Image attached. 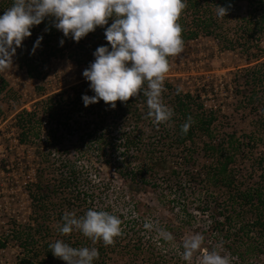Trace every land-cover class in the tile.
Returning a JSON list of instances; mask_svg holds the SVG:
<instances>
[{"label": "trees", "instance_id": "1", "mask_svg": "<svg viewBox=\"0 0 264 264\" xmlns=\"http://www.w3.org/2000/svg\"><path fill=\"white\" fill-rule=\"evenodd\" d=\"M238 1L186 0L178 23L182 28L183 44L201 37H214L222 50L240 47L250 53L248 63L263 59L260 64L245 68L241 75L232 78L237 107L257 113L264 111V48L260 44L264 38V0H243L247 3V15L242 18L233 15ZM11 4L12 0H0V14ZM216 5L228 7L226 17H216ZM232 15L239 19V34L231 36L223 25ZM30 31L31 36L22 41L15 56L18 65L29 76L42 80L53 59L68 58L84 70L94 59L93 51L107 44L104 28L99 26L78 42L64 38L51 26V18ZM38 36L43 39L33 52ZM61 39H64L62 46ZM172 58H167L168 65ZM226 86L229 89V83ZM42 88L45 90L44 86L39 87ZM4 90L12 103L15 94H11L8 82L0 76V92ZM210 93L215 95L214 87L191 93L164 80L162 102L172 109L173 116L156 124L147 116L143 95L130 97L124 103L116 101L114 109L103 101L85 107L82 94L91 96L93 93L83 78L77 84L42 97L31 111H20L17 119L21 142L35 148L37 178L27 189L29 215L19 221L18 217L5 219L3 227L10 229L0 233V251L15 242L21 251L14 264H66L54 257L49 248V244L61 239L73 247H96L99 256L93 264H106L108 250L123 246L125 242L133 255L139 256L144 252L145 244L144 228L140 225L144 214L140 208L144 201L134 198L151 185L154 189L158 185L167 186L169 182L177 194L190 191L192 195L201 196L204 189L212 188L204 203L200 202V196V200L196 199L197 212L209 218L207 225L195 226V232L204 236L203 248L210 251L220 243L238 264H264V116L252 123L249 132L241 135L236 131L222 133L223 117L226 116L217 113L221 112L220 104H208ZM188 117L192 122L187 133H183L181 125ZM198 140H203L200 150L197 149ZM73 153H76V159L71 157ZM201 153L210 163L196 167V158ZM77 160H83V163L79 165ZM91 169H97V174L103 171L113 180L124 181L134 195L135 214L141 218L135 215L128 220L124 213H117L103 202L101 192L107 186L92 181ZM164 169L166 171L162 173ZM182 180L187 182V188L182 187ZM184 208L186 213L182 219L185 220L179 225L167 216L170 219L168 232L177 240L187 233L189 224L192 228L195 223L191 221L194 215L187 206ZM89 209L108 211L121 219L122 231L113 244L105 246L102 241L93 244L79 230L67 235L59 233L57 225L62 223L61 217L66 212L79 217ZM128 222L130 226L125 232L123 223ZM209 238L215 239L214 245L211 241L209 244ZM197 254L199 252L194 253L191 264L198 261ZM146 260H150L149 264H172L155 252ZM178 264L189 262L182 259Z\"/></svg>", "mask_w": 264, "mask_h": 264}, {"label": "clouds", "instance_id": "2", "mask_svg": "<svg viewBox=\"0 0 264 264\" xmlns=\"http://www.w3.org/2000/svg\"><path fill=\"white\" fill-rule=\"evenodd\" d=\"M185 7L186 0H12L11 6L0 14V70L11 67L16 49L31 36L30 30L48 18L52 27L74 42L99 26L104 28L107 44L93 51V61L82 72L93 93L82 94L83 105L103 101L114 109L116 101L124 103L130 97L143 95L147 116L156 124L166 122L173 116L172 109L162 102L169 70L167 58L182 52L178 19ZM228 10L216 5L215 15L224 18ZM42 39L37 37L33 52ZM59 43L62 46L64 39ZM191 122L188 117L181 125L183 133H187ZM61 220L57 225L59 233L67 235L79 230L93 244L102 241L105 246L111 245L121 234V219L104 210L89 209L79 217L66 212ZM143 227L154 229L150 222H145ZM155 231L165 242L174 240L165 229L155 228ZM203 242L204 236L199 232L188 235L181 244V258L191 264L194 253L201 252L198 264H231L230 257L216 248L203 249ZM49 248L54 257L66 264H93L99 256L96 247H73L61 239L49 244Z\"/></svg>", "mask_w": 264, "mask_h": 264}, {"label": "rangeland", "instance_id": "3", "mask_svg": "<svg viewBox=\"0 0 264 264\" xmlns=\"http://www.w3.org/2000/svg\"><path fill=\"white\" fill-rule=\"evenodd\" d=\"M233 12L234 16L237 15L239 18L244 17L247 15V3L243 0H239L237 4L234 5ZM233 15L230 16L229 19H226L223 25L231 33V36L239 34V31H237V20L239 19ZM34 55L36 56V54ZM250 57V53L242 50L240 47L233 50H222L219 48L217 38L201 37L183 44L182 52L173 56L165 80L170 82L172 86L179 88L184 92L189 91L194 93L199 89L214 87L216 93L215 95H212L211 93L209 94L207 97L209 99L208 104L221 105V112L217 111V113L226 116L223 117L224 125L222 126V133L236 131L238 135H241L245 132H249L252 123L260 118L261 115L264 116V111L251 113L250 109L237 107L238 102H236L237 99L234 94L232 78L238 74L241 75L245 68L260 64L263 61V59H261L248 63ZM17 62L16 56L14 55L11 67L0 70V76L8 82V89L12 91L11 94H15L13 102L11 103L7 98L8 92L6 93L5 90L0 92V115L5 114L7 117H12L14 115V117H18V113L22 108L30 107L32 109L36 101L42 97L77 84L83 79V70H80L75 62L68 58H56L48 64L47 68L50 70L48 72L47 80L45 78L42 80L27 76L26 73L18 67ZM43 63L47 62L43 61ZM227 83H229V89H226ZM42 85H44L47 90H44L43 88V90L39 89V87H43ZM202 143L203 140H198L197 149H201L203 145ZM77 146L81 145L77 144ZM71 157L76 159V153H73ZM76 163L80 165L83 163V160H77ZM203 163L209 164L210 162L209 160L204 159L201 153V155L196 158V167H200ZM166 169H168V167ZM95 170L97 169L90 170L92 181L107 186L103 188L101 192L103 195L102 197H104V200L102 201L111 205L112 209L117 213H124L128 220L130 216L137 215L135 214L136 210L134 208L135 200L132 199V196L134 195L127 189L125 182L117 179L113 180L112 177L105 175L106 173L103 171H101L100 174H97L95 173ZM165 171L166 170L164 169L162 173ZM166 182H163V185H165ZM182 187H188L185 180H182ZM161 189L164 192H162ZM211 189L212 188L208 189V191L207 188L204 189L206 191L203 190L201 196L199 194L192 195L190 194V191H184L177 194L175 187L170 186L169 182H167V186L158 185V187L153 189V185H151L145 190V192H140V196H135L136 198H134H140L144 201L143 207L140 208L141 211L144 212L143 218H141L140 215H137L141 218L140 225L143 227L145 222H150L154 225V229L152 230L143 227V241L145 242V244H143L144 252L139 256L133 255L130 250L131 247H127V242H125L123 243V246H115L108 250L106 264H149L151 263L150 260L147 261L146 259L149 258L150 253L152 254L154 252L163 255L169 263H180L182 261L180 243L188 235L196 233L195 226L197 224L205 226L208 223L207 220L209 218L206 219L202 212H197L196 205L198 203L196 202V199H199L200 196V202L202 201L204 203V200L207 198ZM9 196L10 194L7 192V199L10 198ZM4 201V199L1 200L2 205ZM184 206H187L188 211L194 215L193 219H190L191 221H195V223H193L192 228L190 227V224L188 225L187 233H184L179 240L174 238L171 244L166 245L162 239L158 237L155 228H162L168 231L167 227L170 223L169 218L171 217L174 218L175 223L177 222L175 225L181 224L180 221L185 220V218L182 219L184 213H186ZM13 207L14 206H11L10 202L7 203V209L11 210V213ZM2 208L3 207L1 206L0 211ZM172 208L174 209V212L171 211ZM22 213H24V211H22ZM167 216H169V218H167ZM3 226L0 227V233L4 231V229H10L9 227ZM129 226V222L126 224L123 223V229L125 232H127ZM210 241L213 242L212 245L215 244V239L212 240L209 238V244ZM206 243H208V239L206 240ZM215 245H220V243H216ZM215 248L217 251H220L221 254H227L230 257L231 264H238L237 259L231 255V252L226 251L223 248ZM203 249L208 250L205 247ZM20 251L18 244L11 242L10 246L0 251V264H14ZM145 253L147 254L144 256ZM200 255L201 252L197 254V260ZM153 259H155V257H153ZM195 264H198V261H195Z\"/></svg>", "mask_w": 264, "mask_h": 264}, {"label": "built area", "instance_id": "4", "mask_svg": "<svg viewBox=\"0 0 264 264\" xmlns=\"http://www.w3.org/2000/svg\"><path fill=\"white\" fill-rule=\"evenodd\" d=\"M260 44L264 48L263 37ZM18 67L29 76L24 68L19 65ZM49 70H47L46 80ZM44 88L46 89L45 86ZM24 109L32 110L30 107L22 108V110ZM14 116L0 115V207H3L0 211V219L2 218L0 227L4 225L5 218L18 217L19 221L21 217L29 215L30 199L27 189L36 182L37 178L35 148L30 144L21 142V129L18 125L17 116ZM7 192L10 194L9 199L6 197ZM3 199L5 201L2 205L1 200ZM8 202L14 206L13 214L10 212L11 210L7 209Z\"/></svg>", "mask_w": 264, "mask_h": 264}]
</instances>
